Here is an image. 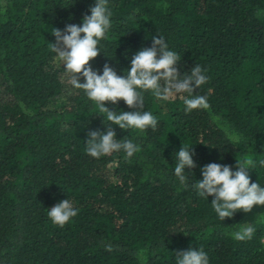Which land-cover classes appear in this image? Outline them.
<instances>
[{
  "label": "trees",
  "instance_id": "16d2710c",
  "mask_svg": "<svg viewBox=\"0 0 264 264\" xmlns=\"http://www.w3.org/2000/svg\"><path fill=\"white\" fill-rule=\"evenodd\" d=\"M94 4L0 0V264H176L175 252L189 248H202L209 264H264V205L221 221L213 197L192 187L202 166L235 171L248 158L250 182L264 187V0H108L111 27L94 71L108 63L125 75L132 56L162 36L181 75L198 64L208 77L193 94L207 97V110L186 114V93L169 101L144 93L141 111L157 129L112 126L140 149L127 159L86 153L88 132L109 122L51 51L52 28L82 25ZM105 106L135 111L123 100ZM182 146L193 147L197 165L187 188L174 175ZM64 199L78 215L60 228L47 211ZM242 225L256 228L251 240L233 239Z\"/></svg>",
  "mask_w": 264,
  "mask_h": 264
},
{
  "label": "clouds",
  "instance_id": "9594fccd",
  "mask_svg": "<svg viewBox=\"0 0 264 264\" xmlns=\"http://www.w3.org/2000/svg\"><path fill=\"white\" fill-rule=\"evenodd\" d=\"M107 5L108 0H95L94 6L90 8V15L83 16L82 25L67 24L63 30L53 27L51 34L55 37V42H51V51L57 54L69 83L74 88L83 90L87 98L98 106V113L109 122L107 125L104 123L105 132H88L86 153L99 159L123 151L127 159L140 149L132 140H117L112 126L118 125L121 129L141 132L148 128L153 131L157 129L156 116L150 111H141L144 107V93L151 92L161 101H169L174 96L186 93L187 96L181 95L186 114L198 109L207 110L210 108L207 97L193 94L207 82L208 77L198 64L181 75L177 67L181 57L169 50L162 36L153 37L150 47H144L132 56L130 68L125 75H118L108 63L104 64L102 74L94 71L90 61L99 55V42L111 27L112 13ZM81 76L84 82H80ZM120 100L135 111L118 114L105 106L106 102L115 105ZM194 154L193 147L182 146L176 152L174 175L185 188L189 186V176L186 173H192L191 170L197 166L193 160ZM259 164L264 166V159ZM255 167L256 161L251 158L237 159L235 171L230 165L208 163L201 167L202 179L196 180L192 187L200 197H213L211 206L219 220L225 221V218H231L237 212L248 213L254 206L264 205V187L257 182H250L249 172ZM77 215L78 209L68 199L60 201L47 211L52 224L60 228ZM257 222L264 223V217H258ZM255 231L256 228L252 225H242L232 233V237L241 242L251 240ZM106 250L111 251V246H107ZM175 253L176 264H209L208 255L202 248H189Z\"/></svg>",
  "mask_w": 264,
  "mask_h": 264
}]
</instances>
